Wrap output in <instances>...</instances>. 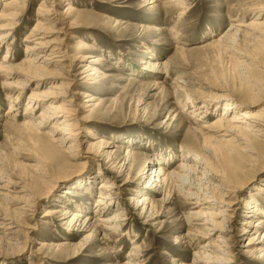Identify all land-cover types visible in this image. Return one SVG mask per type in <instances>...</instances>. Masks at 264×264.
<instances>
[{"label":"rangeland","instance_id":"obj_1","mask_svg":"<svg viewBox=\"0 0 264 264\" xmlns=\"http://www.w3.org/2000/svg\"><path fill=\"white\" fill-rule=\"evenodd\" d=\"M11 1L14 0L4 2ZM41 1L28 0L18 12L17 21H14L16 22L14 40L9 39L0 46V65L7 53L11 57L8 65L13 68L23 60L24 45L27 44L24 38L35 27L36 10ZM63 1L49 0L48 5H52L56 11L63 12L66 9ZM66 1L88 15L73 34L97 48L98 52L95 53L89 50L88 57H95L94 59L99 61L98 65L92 66L95 75L91 76V79L97 82L87 87L83 85V89L69 87L66 99H71L73 92L89 93L100 100V105L97 111L89 116L84 113L87 110H79L81 113L79 118L85 116L88 122L78 123L76 127L79 133L77 135L79 150L77 149L74 154L78 156L65 159L67 155L64 154L65 157H59L49 174L53 179L48 181V184H39L37 187V190L46 192L48 196L37 202L35 213L30 212L27 219H18L12 214L14 207L6 204L0 197V217L5 218L8 214L7 218L13 221L11 223L9 220H0V264H124L128 261L127 253L134 245H138L140 253L142 252L141 258L138 259L140 264H200L196 261V253L202 252L214 256V248L217 249L220 245L216 241L217 235L209 239L193 236L187 238V233L192 227L186 219L191 217L189 214L192 210L199 209L184 204L182 195L186 189L183 186L178 184L181 190L164 188L161 195L154 193V190L152 193V189L148 187L149 192L142 189L152 173V165H149L146 174L143 177L140 175L145 162L148 165L150 159H159L160 155L169 154L168 152H174L178 156L181 150H186L185 148L191 149L190 155L192 152L200 153L201 160L192 155L194 157L191 156V159L184 162L195 169L189 177H191L190 184L196 188H199L197 185L204 187L207 182L218 185L214 181L215 172L216 175L222 172L224 177L226 174L228 176L234 174L238 180L241 179L240 192L223 198L224 203L230 206L223 209H226L225 215L227 214L229 223L226 226L230 232L225 240L229 238L231 244L229 246L233 247V256L230 260L234 264H264V246L257 248L259 251L251 250V256L244 254L246 250L244 247L250 239H262V235L261 237L258 235L264 231L263 225L258 228L242 225L244 220L249 221V218H245L243 214L246 212L247 203H244L247 200L246 195L257 196L256 190L264 185V160L246 169L241 160L223 149L205 153L202 149L205 146L202 134L207 131L202 127H208L216 120L217 110H220L222 105L215 106L216 110L207 109L203 114L204 119L195 115L203 102L220 100L218 97L213 98L217 94L227 96L235 106L241 101L246 102L252 96L254 99L256 86L264 82V45L258 43L241 48L249 58V60H241L235 58L234 54L231 55L228 51L222 52L210 44L226 33V27L230 23L246 25L255 20L257 7L264 1L183 0L182 6L165 12L151 8L149 0ZM161 2L166 3L167 0ZM2 7L1 1L0 12ZM150 20L162 22V33L159 38L150 35V32L142 33L141 26ZM63 26L60 23L54 26L47 25L46 27L55 28L54 30L59 33L49 35L43 42L64 39L60 34V28ZM63 43L71 48L69 52H74L75 40L65 39ZM149 56L152 59H149ZM148 60L167 63L166 74L142 69L146 64L142 65L141 61L147 63ZM241 61H245L244 64ZM75 69V63L70 59L65 60L61 67L46 66L45 71L57 79H45L39 89L25 91L19 90L20 84L24 81L23 77L14 74L6 75L5 78V74L0 73V151L10 160V168L1 173H8L11 180L17 182L23 179L28 182L26 178L28 174L31 176V172L21 165L34 164L25 160L33 158L28 151L38 152L34 143L29 140L34 133L31 134L25 128H20L24 116L33 115L28 121L36 126L40 121L38 116L41 113L48 115L50 111L47 110V105L50 104L42 107L36 104L34 112L26 110L28 105L31 104V108L34 106V102L30 103V95L44 93L52 84L66 83L63 78L68 74L67 72L70 73ZM46 75L49 76L48 73ZM134 79L137 82H133ZM91 82L93 81H89ZM156 82L161 84L155 86ZM20 93H22L21 97L14 104ZM83 100L80 96H75L74 105L81 107ZM8 106L17 109V119L9 120L6 115ZM263 106L264 103H260L255 109ZM198 119L199 121H196ZM51 125V122H47L46 125L42 122V126L38 128L40 134L51 132ZM87 129L98 133V136H102L106 141L123 146L120 151L109 148L114 152L113 160L117 158L116 161L120 164L123 163L126 151L129 149L137 157L132 170L127 172L123 169L121 177L117 180V184L125 185V180L128 183L121 188L124 190L123 194L116 195L117 199L106 215L122 211L126 215V220L123 222L121 233L113 235L112 243L107 248L100 244L99 239L97 242L88 241L82 245L80 241L83 236L69 237L68 232L64 231L63 222L59 221L63 208L80 211L84 206L91 208L94 206L98 195L97 187L104 181L98 176L100 171L110 180L116 174V171L115 174L104 171L106 166L100 160L95 165L85 159L87 156L85 150L92 142L85 134ZM161 160L160 158L159 161L162 162ZM179 160L182 161L181 158L175 159L167 168L175 169ZM198 160L200 165L197 163ZM58 165H63V169L57 170ZM205 169L209 173H206ZM32 181L30 179L29 182ZM49 190L50 193L47 194ZM139 191H143L144 194L147 192L146 197L157 203L158 216L155 220L145 222L143 219H138V212L132 209L130 199ZM75 192H80L81 197L77 195L76 198ZM0 193L6 192L0 189ZM18 197L26 199L24 196ZM257 200L264 211V197H257ZM48 208L55 209L57 213L52 215V218L42 219L41 216ZM88 214L91 222L98 215L90 211ZM243 230L247 232L243 234ZM175 239L180 243H176ZM35 242L42 243L45 248H41ZM57 243H71L77 247L71 248L73 251L67 247L61 251H54L49 247ZM208 244L211 247H206ZM73 252L75 257L71 259Z\"/></svg>","mask_w":264,"mask_h":264},{"label":"bare ground","instance_id":"obj_2","mask_svg":"<svg viewBox=\"0 0 264 264\" xmlns=\"http://www.w3.org/2000/svg\"><path fill=\"white\" fill-rule=\"evenodd\" d=\"M1 1L3 7L0 12V46H3L9 39L12 41L14 40V32L16 31V22L14 21H17V17L19 16L18 12H20V10L24 7L25 2L28 0H14L8 3H5V0ZM48 1L49 0H42L40 6L36 10L37 18L35 21V27L32 28L31 32L24 38V41H26L27 44L24 45L25 56L21 63L14 68L13 66H9L8 64L11 57H9L10 55L7 53L4 55L5 57L1 62L2 65H0V73L5 74V78L6 75L12 76L14 74H18L20 77L24 78L23 83H21L19 87L20 91H25L27 89L36 90L44 84L45 79H57L54 75L45 71L46 66L54 68L61 67V64L67 59H70V61L75 63L76 66L75 70L70 73L67 72L68 74L63 78L66 83L52 84L49 86V89L47 88L48 90H45L44 93H32L29 97L30 103L34 102V106L31 108L30 104L26 110L34 112L36 104L38 107L50 104L47 105V110L50 111L48 112V115L47 113H41L40 116H38L40 121L36 124V126H33V123L28 121L29 119H32L33 115L31 114H26L24 116L25 119L20 124V128L23 127L31 134L34 133L29 140L34 143L33 145L36 146L35 148L38 151H28L33 158L25 160L27 162L32 161L34 164L29 163L28 165H21L26 169L28 168L31 172V176L28 174V178H26L28 182H25L23 179H19L17 182L13 181L8 177V173H1L10 168V160L8 156L3 155L0 151V189L6 192L3 194L0 193V197L4 202H6V204H10L14 207L12 214H14L16 218L23 220L27 219L30 212L35 213L38 201L45 199L48 196L46 195V192L37 190V187L39 184H48V181L53 179L49 176V174L52 171V167L57 164L59 157H65L64 154L67 155L65 159L78 156L74 154L78 149L77 142L79 141H77V135L79 133L77 132L76 127L78 123L85 124L88 122V118L85 119V116L79 118V115H81L79 110H87L84 111V113H87L89 116L96 112L100 105V100L89 93L73 92L72 98L66 99L67 89L69 87L73 86L83 89V85H85L84 87H87V85H93L97 82H95L94 79H91V76L95 75V69H93L92 66L98 65L99 61L94 59L95 57H88V51L92 50L95 53L98 52V50L93 44L73 34L78 29L79 24L84 22L85 17L88 15L76 9L66 0L63 1L66 8L63 12L53 9L52 5H48ZM181 1L183 0H167L166 3H162L161 0H149V4L151 5V8H156L159 11L165 12V10L182 6L183 3ZM54 23L64 25L60 28V34L64 37V39L61 41L50 40L43 42V40L47 39L49 35L59 33V31L54 30L55 28L50 29L49 27H46L50 24H53L54 26ZM162 26L163 24L161 21H147L141 26L142 33L147 34L146 32H150V35L159 38L162 33ZM221 36L222 37L219 40L214 41V43L212 42L210 46H215L222 52L228 51L230 54H234L237 59L249 60V58L245 56L246 53L241 48L258 43H262L264 45V3L258 5L255 20L246 25L241 23H230L226 27V33ZM65 39L68 41H76L73 53L69 52L71 48H69L66 43H63ZM149 59H152V57L149 56ZM141 62L142 65L146 64V66L142 69H149L152 73L166 74L165 69H168L167 63H160L159 61L154 60H148L147 63H144L143 61ZM244 62L245 61H241L243 64ZM47 73L49 76L46 75ZM89 81L93 82L89 83ZM134 81L137 82L135 79L133 82ZM160 84V82H156L154 85L158 86ZM258 84V86H256L254 99H252L253 96L250 98L248 97L249 101H241L240 104L236 106L232 105V101H229L227 96L219 94L215 95L213 98L218 97L220 100L217 99L215 101L212 99L211 101H202L203 103L195 112V115L202 116V119H204L203 114L207 112V109L210 108L213 110L218 104H220V106L222 105V108L217 110L218 116L216 120L208 127H202V129L207 131V133L202 134L205 144L202 149L205 153H213L217 150L223 149L241 160L246 169L250 168L257 162L264 160V106L262 108L260 107L259 109H255L258 105H260V103H264V82ZM21 95L22 93L18 94L17 98L13 102L14 104L16 103V100L21 97ZM75 96H80L84 99L81 107L74 105ZM6 115L10 121L15 120V118L18 117L17 109H13L12 106H8ZM196 121H199V119ZM42 122H44V125H46L47 122L52 123L50 127L51 132L47 134H40L38 128L42 126ZM85 134L92 140L85 150V154L87 155L85 159L92 161L95 165H97V162L99 163L100 160V162L104 163L106 166L104 171L108 174H115L116 171V174L112 177V180H110L100 171L98 176L103 178L104 181L97 187L98 195L94 202V206L92 208L84 206V208L80 211H70L68 208H63L61 210L59 221L63 222L64 231H66V233L68 232L67 234L69 237L73 236L78 238L83 236L80 241L82 245L86 244L88 241H91V243L97 242V239H99L100 244L104 245V248H107L112 243L113 235L121 233L123 222L126 220V215L123 214L122 211L106 215L109 209L112 208L115 199H117L116 195L123 194L124 190H121V188L128 183V181L125 180V185L117 184V180L121 177L123 169L127 172L132 170L131 168L134 166L133 164L136 163L137 157L134 156L135 153L129 151V149L126 151L123 163L121 162L120 164V162L116 161L117 158L113 160L112 156L114 155V152L109 150V148H116V150L120 151L123 149V146L116 145L112 141H106L102 136H98V133H95L90 129H87ZM185 149L186 150H181L178 156L174 152H168L169 154L164 153V155H160L159 159L161 158L162 162H160L159 159H150L151 162H148V165L147 162H145L142 169L143 172L140 175L143 177L146 174V169L149 165H152V173L149 176L150 178L148 182L142 189L147 190L148 187L152 189V193L154 190V193L161 195L164 188H170V190L179 188L181 190L180 186H183L186 189L184 195H182V198L185 201L184 204L192 206L195 209H199L192 210L189 214V217H191L186 219L188 224L192 227L187 233V238L193 236L202 239H209L210 237L217 235L216 241L220 243L217 249L214 248V256H211V254L208 253H196V261L200 264H234L230 260L233 256V247L229 246L231 245L229 244V238L225 240L230 232L227 230L226 226V224H229L227 222V214L225 215L226 209H223L230 208V206L229 204L224 203L223 198H227L231 194L234 195L235 192H240L242 181H240L241 179L238 180V177H235L234 174L232 176H228L226 174L224 177V174L218 171V175H216V172V174L212 172L214 173V181L218 185L215 186L207 182L204 187L197 185L199 188H196L193 184H190L191 177H189L193 174L192 172H194L195 169L186 165L184 162L191 159L192 155H195L201 160L200 153L191 151L192 155H190L189 151L191 149ZM179 158H181L182 161L179 160V162H177V167H175V169L170 170L167 168L172 161ZM34 159H37L38 161ZM126 160L128 161L127 163ZM197 163L198 165L201 164L199 163V160ZM63 167V165H58L56 169H59L60 171ZM241 169L243 170V168ZM205 170L206 173H209L207 172V169ZM209 170L211 171V169ZM30 179L31 181L35 180V182L32 181V183H30ZM143 191L137 192V195L130 199L133 205L132 209L134 208V210L138 212V219L150 222L155 220L158 216L156 210L157 203L155 200H150L146 197L147 192L144 194ZM147 191L149 192V190ZM191 191H193V193H191ZM115 192H117V194H115ZM49 193L50 190L47 194ZM75 193L76 195L74 196L77 198V195H80V192ZM255 194H257V196L247 194V200L244 202L247 203V205L245 207L246 212L243 214L245 218H249V221L244 220L242 225L246 227L258 228L259 226L262 227V225L264 227V211L257 200V197H264V185L261 189L256 190ZM18 196H24L26 199ZM88 211H90V213L98 214L95 218H93L92 222L89 219L90 215L88 214ZM56 213L57 211H55V209L48 208L45 210L41 218H52V215ZM5 216V218L0 217V220H9L13 223L10 218H7L9 217L8 214ZM255 218L257 219L253 221ZM243 231V234L247 232L246 230ZM256 235H258V233H256ZM260 235H262V239L254 238L248 241L247 245L244 247L246 249L244 252L245 255L249 256L252 253L251 250L259 251L257 248L264 246V231L259 234L258 237ZM175 242L180 243L178 239H175ZM41 244L38 243L37 245L41 246V248L44 247V245ZM49 247H51L54 251H61L64 248L66 249V247L73 251L71 248H75L77 245H73L71 243H57L49 245ZM206 247H211V245L208 244ZM139 248L140 247L138 245H134L131 248L126 255L128 261L124 264H140L138 259L141 258L142 252L140 253ZM253 248H256V250H253ZM74 254L75 252L72 253V256ZM72 256L71 259L75 257V255L73 257ZM68 259H70V257ZM253 259L256 258L253 257ZM257 260H259V258H257Z\"/></svg>","mask_w":264,"mask_h":264}]
</instances>
